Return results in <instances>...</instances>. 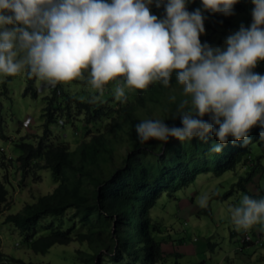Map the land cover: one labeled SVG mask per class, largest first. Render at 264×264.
I'll return each mask as SVG.
<instances>
[{
	"label": "clouds",
	"instance_id": "9594fccd",
	"mask_svg": "<svg viewBox=\"0 0 264 264\" xmlns=\"http://www.w3.org/2000/svg\"><path fill=\"white\" fill-rule=\"evenodd\" d=\"M187 2L0 0V75L26 72L52 88L86 82L100 96L114 82V98L124 103L126 89L168 87L175 74L185 97L177 106L180 125L145 119L136 125L141 143H207L211 134L219 143L210 150L222 153L229 137L250 143L257 126L264 139V75L253 71L264 62V0H251V25L228 35L225 49L201 43L205 17L199 8L189 12ZM238 2L201 0L205 11L224 16L234 15ZM153 3L164 7L163 19L151 13ZM228 211L236 230L247 231L264 223V198L243 195Z\"/></svg>",
	"mask_w": 264,
	"mask_h": 264
},
{
	"label": "trees",
	"instance_id": "16d2710c",
	"mask_svg": "<svg viewBox=\"0 0 264 264\" xmlns=\"http://www.w3.org/2000/svg\"><path fill=\"white\" fill-rule=\"evenodd\" d=\"M186 7L189 12L199 8L205 17V33L200 36L202 44L213 46L211 33L217 28L232 26L233 15L205 11L201 0H189ZM233 7L234 12L238 11L239 2ZM150 8L165 17L163 6L156 8L154 3ZM253 71L264 75V62H260ZM26 79L23 94L36 97L35 78L26 73ZM171 83H176L175 74ZM58 85L50 87L51 95L44 98L47 103L43 108V131L37 143L22 141L17 144L21 150L17 167L22 178L28 174L29 168L31 174L35 172L34 168H48L56 185L51 193L40 195L36 202L25 204L4 219L20 232L32 252L44 254L54 244L66 245L79 240L87 242L88 248L80 250V256L76 258L79 260L83 254L88 264H95L99 256L101 264L112 259L117 264L121 261L129 264L132 253H135L136 260L142 253L144 264H156L162 262L166 255L161 243L153 237L152 233L159 231V227L153 225L150 209L156 205L161 194L172 198L177 185L186 187L199 174L220 176L238 164H252L251 169L239 176L222 196L232 195L237 189L246 191L244 183L250 180L257 165L248 154L251 144L261 139L259 126L251 130V142L244 147L242 142L234 144L229 137L222 153L210 150L213 144L219 143L211 134L207 143L197 138L184 142L170 138L166 144L159 141L141 143L136 125L147 119L144 113H149L151 109L160 107L158 119L169 125H180L177 106L183 99L169 98L165 94L167 88L160 82L150 84L146 90H125L127 101L124 103L114 98L110 87L104 97L93 101L81 100ZM112 112L117 114L116 118ZM62 118L72 126H75L74 121L83 123V140L75 149L55 141L49 129L53 122L63 126ZM108 118L112 121L104 126L102 123ZM121 143L126 144L125 153L118 150ZM6 194L5 186L0 182V205L5 203ZM213 198H220V195L214 193ZM68 211L72 213L68 215ZM198 213L211 216L209 205ZM75 216L87 225L86 231L73 233ZM39 224L48 234L39 233ZM105 230H109V236L104 234ZM243 241L252 243L247 233ZM0 264L42 263L24 262L14 257L8 261L0 253Z\"/></svg>",
	"mask_w": 264,
	"mask_h": 264
},
{
	"label": "rangeland",
	"instance_id": "374dc122",
	"mask_svg": "<svg viewBox=\"0 0 264 264\" xmlns=\"http://www.w3.org/2000/svg\"><path fill=\"white\" fill-rule=\"evenodd\" d=\"M239 4V10L233 15L232 26L217 28L211 33L213 47L225 49L228 35L238 31L242 24L246 28L251 25L254 7L251 0H239ZM150 11L163 19L151 8ZM176 83L165 87L167 88L165 94L171 99L172 97L185 99L182 86ZM26 84V72L15 77L0 75V182L7 191L5 203L0 205V253L2 258L8 261L14 257L24 262L42 264H88L84 260L85 255L81 254L79 260L76 258L80 250L88 248L87 242L77 240L66 245L54 244L44 254L34 253L27 247L14 225L4 220L7 214L16 213L25 204L36 202L40 195L51 193L56 185L48 168H34L33 174L30 173L31 168H29L28 174L22 178L20 168L17 167V157L21 153L17 144L22 141L37 143L43 131V108L47 103L44 98L52 93L45 83L34 79L37 96L24 95ZM60 87L71 91L70 93L81 100H93L94 96L104 97L109 87L114 88V82L106 86L103 96L86 82L73 81L69 85L60 84ZM156 109L144 113V116L147 119H158L160 107ZM26 116L32 119L29 125L23 123ZM112 116L116 118L117 114L112 112ZM63 118V126L53 122L49 129L55 141L66 143L65 145L72 150L83 140V123L74 121L75 126H72L65 121L66 118L65 120ZM106 120L102 123L104 126L106 122L112 121L110 118ZM125 145V143L118 145V150L125 153ZM248 155L257 162V165L250 180L244 183L246 191L237 189L232 195L222 196L225 191L232 188V184L239 179V176H243L252 167L238 164L233 170L226 171L220 176L211 173L199 174L195 181L186 187L177 185L172 198L161 194L156 205L150 209L152 223L159 227V231L152 233L153 237L161 243L162 251L166 255L162 262L156 264H264V223H258L247 231H237L228 211L230 206L239 204L243 195H254V197L250 196L253 199L264 198V139L252 143ZM214 193L220 195V198H213ZM204 196L208 197L207 205L212 216L198 213L203 209L200 206V199ZM69 213L72 212L68 211V215ZM38 230L40 234H48L43 230L42 224H39ZM72 230L73 233L86 231L87 225L75 216ZM108 233L109 230H105L104 234L109 236ZM245 233L250 237L251 244L246 243L248 237H245L247 241H243ZM101 252L104 254L105 250ZM100 257H96L95 264H101ZM105 262V264H117L114 259ZM120 263L123 264L122 261ZM129 264H144L142 253L138 255L137 260L135 253H132Z\"/></svg>",
	"mask_w": 264,
	"mask_h": 264
},
{
	"label": "built area",
	"instance_id": "2783aa9c",
	"mask_svg": "<svg viewBox=\"0 0 264 264\" xmlns=\"http://www.w3.org/2000/svg\"><path fill=\"white\" fill-rule=\"evenodd\" d=\"M24 125H29L32 123V119L30 116H26L25 119L23 120ZM246 239V238H245Z\"/></svg>",
	"mask_w": 264,
	"mask_h": 264
},
{
	"label": "crops",
	"instance_id": "0c3cea01",
	"mask_svg": "<svg viewBox=\"0 0 264 264\" xmlns=\"http://www.w3.org/2000/svg\"><path fill=\"white\" fill-rule=\"evenodd\" d=\"M211 213V212H210ZM207 216H209V215H207ZM211 216H212V213H211ZM193 252V251H192Z\"/></svg>",
	"mask_w": 264,
	"mask_h": 264
}]
</instances>
